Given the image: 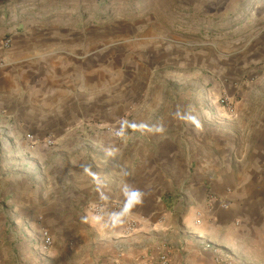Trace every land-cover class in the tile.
I'll return each mask as SVG.
<instances>
[{
	"label": "crops",
	"instance_id": "0c3cea01",
	"mask_svg": "<svg viewBox=\"0 0 264 264\" xmlns=\"http://www.w3.org/2000/svg\"><path fill=\"white\" fill-rule=\"evenodd\" d=\"M249 1H2L0 264H148L163 245L171 264H215L204 243L234 264H264V0L242 48L226 55L190 39L240 20ZM90 10L95 24L78 23ZM123 67L177 72L138 85L133 75L119 82ZM130 115L122 141L90 123ZM29 135L58 142L34 146ZM134 191L140 202L115 227L86 209L124 208ZM130 215L142 221L132 233ZM44 230L54 242L46 256Z\"/></svg>",
	"mask_w": 264,
	"mask_h": 264
},
{
	"label": "rangeland",
	"instance_id": "374dc122",
	"mask_svg": "<svg viewBox=\"0 0 264 264\" xmlns=\"http://www.w3.org/2000/svg\"><path fill=\"white\" fill-rule=\"evenodd\" d=\"M2 1L3 0H0V4H2ZM262 1V0H261ZM260 0H250L249 1V4H247V6L245 7V13H240V20H235L233 23H231L229 26H222L220 23H215V24H207L208 26H204L205 30L204 31H199V33L197 35H194L192 36V39L193 41H195L197 43V46L196 47H199L200 48H205V47H209L211 49H214L216 51H220L221 54H223V52L225 51V54L227 55L228 54V50L229 51H232V50H236V49H240L242 48V46L245 45L246 41H247V38L248 36H246L245 38H243L245 35H248L247 33L245 34V32L247 31V24H250L251 22H258L259 20H255L259 14L258 12V4H259ZM26 8V7H24ZM92 10H93V6L90 7ZM24 10V9H22ZM107 10L111 11H117L118 10V7L116 8H103L102 9V12H105V15L101 18V19H104L106 17H113L115 14H112L110 16V14L107 12ZM10 12H13L12 9H10ZM33 13V12H31ZM77 13V12H76ZM128 12L126 10H123L122 9V15L123 16H126ZM90 14H92V11H87L86 14L79 20L77 21L78 23L82 24L84 26H88L89 25H92V24H95V22H90ZM39 14H35L33 16L30 15V16H33V17H28L27 15L24 16V14H22V18H23V21L25 19H30V18H37ZM58 15H61V14H57V15H54L55 16H58ZM53 16H49V19L50 20ZM247 19H249V21H247ZM255 20V21H253ZM54 23H52L51 21H49V24H56L55 22L56 21H53ZM249 22V23H248ZM101 25L103 24V21H100ZM63 24L65 25V23L63 22ZM236 24H239L240 26H242L244 24L245 27H243V30L240 29V30H234V26ZM242 28V27H240ZM207 30V31H206ZM209 30V31H208ZM244 33V34H243ZM240 38H242L244 41H240V43H232V42H236L238 41ZM250 38V37H249ZM241 39V40H242ZM245 42V43H244ZM229 44V45H228ZM65 55V54H64ZM185 72H183L184 74L186 75H190V72L191 71H187V70H184ZM165 72H170L171 73V77H169V83H172L171 82V78H172V74H174L175 72H177L176 69H174L173 67H169V68H151V69H148V68H145V67H142V68H127V67H123V68H118L117 69V77H118V80L119 82H121V80H124L123 78H129L130 76H132V79L135 81V84H138V85H141V84H150V83H154V84H161L163 82H165L166 80V77L164 76ZM248 77V76H247ZM124 120H127L126 122V130H125V139H127V137L129 136V133H130V122L132 121L131 120V115L130 116H126L124 118H122L120 121L118 122H115L116 124L120 125ZM91 124H94V123H100V124H105L103 122H98V121H91L90 122ZM94 130V129H93ZM95 131V130H94ZM97 133H100L98 132L97 130L95 131ZM42 233V232H41ZM0 235H1V231H0Z\"/></svg>",
	"mask_w": 264,
	"mask_h": 264
},
{
	"label": "built area",
	"instance_id": "2783aa9c",
	"mask_svg": "<svg viewBox=\"0 0 264 264\" xmlns=\"http://www.w3.org/2000/svg\"><path fill=\"white\" fill-rule=\"evenodd\" d=\"M11 43H12V38L10 36H5L2 39L1 48L7 49L11 46ZM217 102L229 110H232L233 108V101L230 99L228 93L224 90H220L218 92ZM126 122L127 120H124L120 125L116 123H105V124L94 123L92 124V129H94L95 131L97 130L98 132L106 136H109L110 138L116 141H122L125 139ZM28 137L34 146L43 144L45 147L51 148L57 145L58 142V140L53 136H46L44 138H39L34 135H29ZM86 209L90 214L97 217H101L102 220L108 223L112 221L111 220L112 216L119 214L123 211V204L120 201H113L109 204L93 203V204H89ZM203 216H204L203 213L197 212L196 213L197 222H199L200 219L203 218ZM124 223H125V231L128 233H132L138 230L142 225L141 219L135 218L131 215L125 219ZM73 244L74 242L71 240L69 242V246H73ZM53 247H54V242L51 237V234L48 231L44 230L37 244L38 252L41 255L46 256L47 254L50 253ZM162 248H163V252H161L158 255L157 259L149 261L148 264H171L169 252L167 251V245H163ZM203 250L210 252L212 254L213 261L215 264H234V258L231 255V253L222 247L214 246L210 243H204ZM117 264H121V263L118 262Z\"/></svg>",
	"mask_w": 264,
	"mask_h": 264
},
{
	"label": "clouds",
	"instance_id": "9594fccd",
	"mask_svg": "<svg viewBox=\"0 0 264 264\" xmlns=\"http://www.w3.org/2000/svg\"><path fill=\"white\" fill-rule=\"evenodd\" d=\"M140 199L141 193H139L138 191L128 193V200L127 203L124 205L123 211L120 213V215H114L111 217L112 225L115 227L116 225L121 223L122 218L128 215L131 209L140 202ZM96 219L99 221L101 217H96Z\"/></svg>",
	"mask_w": 264,
	"mask_h": 264
}]
</instances>
